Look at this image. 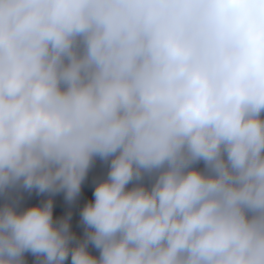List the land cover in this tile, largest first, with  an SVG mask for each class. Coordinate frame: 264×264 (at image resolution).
I'll return each mask as SVG.
<instances>
[{
  "label": "clouds",
  "instance_id": "1",
  "mask_svg": "<svg viewBox=\"0 0 264 264\" xmlns=\"http://www.w3.org/2000/svg\"><path fill=\"white\" fill-rule=\"evenodd\" d=\"M0 195V264H264V0H0Z\"/></svg>",
  "mask_w": 264,
  "mask_h": 264
},
{
  "label": "trees",
  "instance_id": "2",
  "mask_svg": "<svg viewBox=\"0 0 264 264\" xmlns=\"http://www.w3.org/2000/svg\"><path fill=\"white\" fill-rule=\"evenodd\" d=\"M203 168V162L197 165ZM108 164L100 159H97L94 165L90 168L89 173L82 185L80 195L73 202H68L65 199L64 193L60 192L55 194L53 198L54 202V218H59L71 213V220L81 212L84 205L93 199V191L95 185L102 179L107 177ZM147 182V181H145ZM19 197V207L26 208L28 206L41 203L48 198V194H40L36 190H24L21 189L15 193ZM5 202L4 196L0 195V205ZM70 220V221H71Z\"/></svg>",
  "mask_w": 264,
  "mask_h": 264
},
{
  "label": "built area",
  "instance_id": "3",
  "mask_svg": "<svg viewBox=\"0 0 264 264\" xmlns=\"http://www.w3.org/2000/svg\"><path fill=\"white\" fill-rule=\"evenodd\" d=\"M81 213V212H80ZM80 213H78L73 221H72V226H71V231L76 235L77 238L82 239L83 238V233H84V225L81 222V216ZM89 251L93 254L98 256L99 252L97 249L89 245ZM25 260L26 264H35L36 257L32 253H26L25 254ZM66 264H71V259L66 261Z\"/></svg>",
  "mask_w": 264,
  "mask_h": 264
},
{
  "label": "rangeland",
  "instance_id": "4",
  "mask_svg": "<svg viewBox=\"0 0 264 264\" xmlns=\"http://www.w3.org/2000/svg\"><path fill=\"white\" fill-rule=\"evenodd\" d=\"M70 225L72 226V220L70 221Z\"/></svg>",
  "mask_w": 264,
  "mask_h": 264
}]
</instances>
